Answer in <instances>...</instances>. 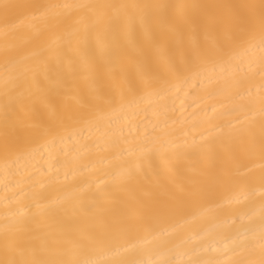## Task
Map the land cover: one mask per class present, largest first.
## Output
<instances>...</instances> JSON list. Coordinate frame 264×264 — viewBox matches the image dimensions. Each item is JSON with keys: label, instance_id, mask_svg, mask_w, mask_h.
I'll use <instances>...</instances> for the list:
<instances>
[{"label": "bare ground", "instance_id": "obj_1", "mask_svg": "<svg viewBox=\"0 0 264 264\" xmlns=\"http://www.w3.org/2000/svg\"><path fill=\"white\" fill-rule=\"evenodd\" d=\"M17 4L62 3H163L181 5H225L258 2V0H8ZM184 15L195 18L197 24L185 25L183 16L175 9L166 13L152 12L141 23L135 18L130 26L84 39V33L57 39L46 29L45 21L33 10L20 9L7 20L0 14V137L3 133L4 85H17V92L25 91L20 103L28 114L29 122H54L65 111H79L96 100L125 85L128 79L162 77L168 73L169 64L179 61L181 51L194 43L202 50L223 44L233 27L225 9L185 8ZM23 21V23H21ZM18 25L7 43L20 55L42 52L25 64L5 67L3 53L6 25ZM63 32V29H61ZM182 33V37L178 36ZM29 42L23 43L22 38ZM232 65H209L203 76L184 84L171 78L174 85L169 91L144 93L138 105L115 114L106 112L103 119L92 127H85L71 141L35 140L29 147L5 157L0 151V229L6 214L31 204L37 197L68 196V206L80 200L88 207L82 211H69L62 222L53 229L70 242H80L82 237L95 236L123 226L125 220L148 213L155 205L179 196L182 191L210 182L217 166L228 157L235 156L246 165V181L235 189L221 190L215 202H197L179 213V217L197 219L178 230L173 243L159 246L148 242L143 232H130L123 247L135 245L128 253L115 254V245H86L78 254L81 258L110 264L124 258L143 260L146 264H185L191 252L204 244L223 249L235 233L236 224L251 227L258 232L264 189L260 176L264 159L259 151L248 149L247 137L235 135L223 141L210 133L218 128L227 131L229 121L237 124L242 111L249 113L250 122L259 135V96L262 76L259 47L238 50ZM241 64L247 79H239L235 65ZM28 69V71H25ZM249 90L251 95H249ZM250 99L256 103L250 104ZM121 134L134 141L147 153L139 161L144 176L138 185L127 188L107 183L104 173L111 168L110 159L97 149V144L117 140ZM209 137L215 147L216 159H210L203 150L201 137ZM159 137L153 142L152 137ZM146 177V178H145ZM105 181V183H101ZM102 190L97 192V185ZM107 185V186H106ZM43 186V187H42ZM59 190V191H57ZM224 203L217 208L216 203ZM177 218L166 226H174ZM227 221V222H226ZM205 230L207 234H205ZM187 240V243H180ZM71 247V243L69 244ZM220 259L228 257L214 253Z\"/></svg>", "mask_w": 264, "mask_h": 264}, {"label": "snow or ice", "instance_id": "obj_2", "mask_svg": "<svg viewBox=\"0 0 264 264\" xmlns=\"http://www.w3.org/2000/svg\"><path fill=\"white\" fill-rule=\"evenodd\" d=\"M217 8L228 12V19L233 27L229 30L223 44L213 45L210 50H202L193 43L187 50L181 51L179 61L169 64L168 73L162 77L131 78L125 85L107 96H98L96 100L79 111H65L54 122H29L28 114L20 101L25 96V91L17 92V85L9 87V81L4 85V103L2 111L3 133L0 137V151L5 157L12 156L29 147L35 140L71 141L73 136L82 132L85 127L98 124L106 112H123L127 108L138 105L143 99L144 93L160 94L169 91L174 85L171 78L181 80L187 84L204 75L205 69L212 65H232L237 59L238 50H250L259 47L264 53V0L244 4L225 5H181L163 3H62V4H17L8 0H0V14L7 20L15 16L20 9L33 10V16L38 13L45 21L46 29L57 39L68 36L69 38L84 33V39L96 33L99 42L101 34L116 31L122 27L130 26L131 22L139 17L141 23L145 22L154 11L166 13L169 9L177 10L184 18L185 25L193 26L197 20L184 15L185 8ZM23 23V21H21ZM18 25H6L4 30L5 67L10 65H22L29 59L42 55V52H33L31 55H20L19 51L7 43L10 34H14ZM63 29V32H61ZM182 37V33H178ZM23 43H28L29 38L23 37ZM239 79L234 83L239 85L247 79V73L241 64L235 65ZM28 71V69H25ZM261 71L264 72V57L261 58ZM264 81V76H262ZM259 96L260 126L259 135L249 122V113L242 111L237 117V124L229 121L227 131L218 128L210 136L223 141H230L235 135L247 137L248 149L255 153L259 151L264 159V83L261 84ZM249 95H251L249 90ZM256 103L250 99V104ZM205 143L203 150L210 159H216L215 147L212 140L201 137ZM153 142L159 137L153 136ZM97 149L105 153V159H110L111 168L104 173L107 183L115 187L127 188L138 185L144 176V170L139 162L132 164L129 160L133 157L139 161L147 153L138 148L134 141L121 134L117 140H106L103 144H97ZM246 165L241 163L235 156L228 157L217 166L214 178L201 186L182 191L179 196L172 197L169 201L159 203L148 213L128 218L123 226L113 231L95 236L82 237L80 242H70L62 234L53 229V225L63 221L69 211L76 212L85 210L89 205L80 200L74 206H68V196L55 195L53 198L37 197L31 204L23 206L16 212L6 214L3 228L0 229V264H97L87 258H81L78 254L86 245L112 246L115 245V254L128 253L135 245L123 247L130 232H143L148 242L155 241L159 246L173 243L174 234L185 225H191L197 219V213L191 217H179V213L197 202H215V197L221 190L235 189L246 181L247 172L243 169ZM146 178V177H145ZM105 183V181H101ZM260 183L264 189V165ZM107 186V185H106ZM43 187V186H42ZM59 191V190H57ZM102 190L97 185V192ZM217 208H223L224 203H216ZM174 226H166L168 221L177 218ZM227 222V221H226ZM235 233L228 242L223 244V249L213 247L212 244H204L191 252L190 258L185 264H264V205L261 206L260 226L258 232L243 224H236ZM205 234L207 231L205 230ZM182 240L180 243H187ZM71 243V247L69 244ZM214 253H220L227 259H220ZM110 264H146L145 261L135 258L116 259ZM164 264H173L166 261Z\"/></svg>", "mask_w": 264, "mask_h": 264}]
</instances>
